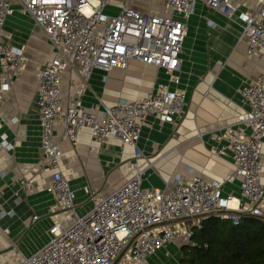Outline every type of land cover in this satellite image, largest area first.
I'll use <instances>...</instances> for the list:
<instances>
[{
    "label": "built area",
    "instance_id": "2783aa9c",
    "mask_svg": "<svg viewBox=\"0 0 264 264\" xmlns=\"http://www.w3.org/2000/svg\"><path fill=\"white\" fill-rule=\"evenodd\" d=\"M142 1L0 0V32L13 3L18 2L49 40L52 56L37 71V166L51 171L46 187L53 198L50 213L74 215L67 225H52L47 241L30 255H21L17 264H140L159 250L167 256L172 243L193 244V228L207 215L237 224L247 213L264 224V74L238 90L245 107L236 119L208 130L211 135L221 131L225 144L209 152L231 159L230 173L220 179L175 175L164 189L142 187L144 168L137 142L147 118L175 126L185 114L180 52L196 0H163L160 13L138 9L135 4ZM110 5L115 10L107 12ZM206 5L241 25L240 39L245 40L249 58L261 55L264 0L250 11L240 10L231 0H206ZM26 61L21 48L6 45L0 38V102L23 73ZM131 62L162 70L165 82L157 80L144 96L121 99L104 110L82 106L94 69L125 70ZM69 70L76 72L75 90L63 105L62 81ZM57 127L62 130L61 141L77 144L80 132L88 129L98 144L114 139L133 150L125 182L105 195L84 187L92 207L83 215L75 214V192L59 170L62 145L55 134ZM0 147L10 149L11 145L2 139ZM234 180L239 181L238 197L223 195L225 183ZM232 200L237 207L232 208ZM36 220L34 215L32 221Z\"/></svg>",
    "mask_w": 264,
    "mask_h": 264
},
{
    "label": "crops",
    "instance_id": "0c3cea01",
    "mask_svg": "<svg viewBox=\"0 0 264 264\" xmlns=\"http://www.w3.org/2000/svg\"><path fill=\"white\" fill-rule=\"evenodd\" d=\"M231 1L242 11L254 10L259 5V0ZM114 6L107 7V12ZM135 6L160 13L163 0H143ZM12 9L0 38L6 45L21 48L27 61L23 73L14 79L10 92L0 102V141L5 139L11 145L10 149L0 147V255L15 252L35 225H46V231L55 223L67 225L74 216L50 213L53 198L46 187L51 171L37 166L40 155L37 71L51 58V46L18 2L13 3ZM240 35L239 23L207 7L206 0H196L194 12L186 22L180 52L179 77L186 96L185 114L175 126L160 125L156 118H147L137 142L142 152L139 163L144 168L142 187L164 189L175 175L220 179L231 172V159L209 152L211 147L225 144L221 131L211 135L208 130L234 121L245 107L238 90L264 74V51L258 58H249ZM75 73L69 70L64 75L63 105L74 95ZM157 80L165 82L162 70L138 62H131L125 70L94 69L81 104L86 109L95 106L104 110L121 99L144 96ZM61 133L57 127L55 134L59 141ZM78 139L77 144L61 141L59 170L75 192V214L83 215L92 207L84 187L105 195L125 182L130 177L128 162L133 159V150L114 139L98 144L88 129L80 132ZM90 148L94 150L89 151ZM238 185V180L225 183L223 195L231 193L237 198ZM231 206L237 207L236 200L231 201ZM34 215L38 217L35 225ZM65 217L70 219L68 223L63 222ZM172 246L173 243L168 249ZM37 249L21 255H30ZM14 257L9 256L8 260Z\"/></svg>",
    "mask_w": 264,
    "mask_h": 264
},
{
    "label": "trees",
    "instance_id": "16d2710c",
    "mask_svg": "<svg viewBox=\"0 0 264 264\" xmlns=\"http://www.w3.org/2000/svg\"><path fill=\"white\" fill-rule=\"evenodd\" d=\"M190 244L180 248L179 264H264V224L242 215L230 219L207 215L194 226Z\"/></svg>",
    "mask_w": 264,
    "mask_h": 264
},
{
    "label": "rangeland",
    "instance_id": "374dc122",
    "mask_svg": "<svg viewBox=\"0 0 264 264\" xmlns=\"http://www.w3.org/2000/svg\"><path fill=\"white\" fill-rule=\"evenodd\" d=\"M115 10V9H113ZM198 133L201 131L197 130ZM63 222L68 223L70 219H62ZM38 222V221H37ZM34 222V225L35 223ZM40 223V222H39ZM46 225L38 224L31 228L28 234H26L24 241L18 246L14 251L0 255V264H17L20 260L21 252L27 254V251L37 249L38 246L43 245L46 242L47 230L45 231ZM183 244L174 243L171 248L168 249L169 253L167 256L164 255L163 251H157L155 254L151 255L144 263L140 264H179L178 258L180 256V248ZM14 257L8 260V257ZM8 260V262H7Z\"/></svg>",
    "mask_w": 264,
    "mask_h": 264
},
{
    "label": "water",
    "instance_id": "95a60500",
    "mask_svg": "<svg viewBox=\"0 0 264 264\" xmlns=\"http://www.w3.org/2000/svg\"><path fill=\"white\" fill-rule=\"evenodd\" d=\"M248 216H251V217H253L252 215H250V214H248Z\"/></svg>",
    "mask_w": 264,
    "mask_h": 264
},
{
    "label": "bare ground",
    "instance_id": "6f19581e",
    "mask_svg": "<svg viewBox=\"0 0 264 264\" xmlns=\"http://www.w3.org/2000/svg\"><path fill=\"white\" fill-rule=\"evenodd\" d=\"M199 135V134H198Z\"/></svg>",
    "mask_w": 264,
    "mask_h": 264
}]
</instances>
